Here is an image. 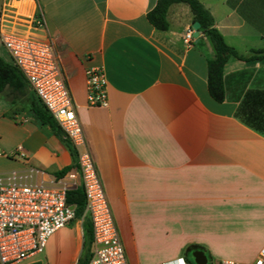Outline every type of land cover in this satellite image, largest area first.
<instances>
[{"label": "crops", "instance_id": "crops-1", "mask_svg": "<svg viewBox=\"0 0 264 264\" xmlns=\"http://www.w3.org/2000/svg\"><path fill=\"white\" fill-rule=\"evenodd\" d=\"M201 1L240 54L264 48V0ZM156 3L2 0L0 11L3 25L54 42L129 264L188 259L190 248L213 242L247 243L255 260L264 246V132L237 111L247 91L264 89V60L231 56L226 99L216 101L208 89L210 38L200 32L192 45L184 41L195 22L185 3L171 5L168 30L156 29L147 17ZM93 66L105 70L108 106L89 105ZM7 92L0 94V177L15 170L32 183L58 186L65 178L82 188L79 174L66 177L78 159L65 136L35 119L27 98L13 104ZM85 219L55 232L36 261L77 264Z\"/></svg>", "mask_w": 264, "mask_h": 264}, {"label": "built area", "instance_id": "built-area-1", "mask_svg": "<svg viewBox=\"0 0 264 264\" xmlns=\"http://www.w3.org/2000/svg\"><path fill=\"white\" fill-rule=\"evenodd\" d=\"M36 23H42L37 16ZM194 29L189 28L184 41L192 45ZM0 40L13 62L26 77L31 90L42 100L59 123L64 136L78 152V169L66 177H81L85 194L83 218H89L93 228V253L88 264H129L115 218L107 198L92 153L86 146L76 105L61 68L60 59L51 39L25 34L9 24H2ZM88 102L91 106H108V79L102 67L86 69ZM17 154L26 160L24 146ZM0 155H6L0 149ZM39 170L30 168V174ZM75 184L65 178L58 186L32 183L17 171L0 177V264H32L46 249L50 237L76 218L75 203L68 202V192ZM158 264H192L181 256ZM221 264H264V246L258 257L249 262L223 259Z\"/></svg>", "mask_w": 264, "mask_h": 264}, {"label": "trees", "instance_id": "trees-1", "mask_svg": "<svg viewBox=\"0 0 264 264\" xmlns=\"http://www.w3.org/2000/svg\"><path fill=\"white\" fill-rule=\"evenodd\" d=\"M2 0H0L1 6ZM175 3L187 4L201 26L199 31L207 35L214 47V56L208 60V89L211 96L219 102L226 99V87L224 80V66L231 56L240 59L253 61L264 60V48L252 50L250 55L240 54L234 47L230 46L223 34L216 26V21L211 11L201 0H157L156 5L148 12L147 17L150 23L158 30H168L170 23L168 12L171 5ZM7 92L8 99L13 103L24 101L27 98L30 103L32 115L42 124L49 125L56 134L64 137V132L57 120L49 112L46 105L35 94H31L30 85L12 60H6L0 56V94ZM238 116L248 125L260 132H264V89H251L247 91L240 104ZM70 143L74 158L78 159V152L72 142ZM70 167L58 173L63 176ZM68 202L75 203L76 217H83L85 211V194L83 188L73 189L68 192ZM93 253V229L89 220L85 219V242L84 249L77 264H88ZM189 260V259H188ZM32 264H42L36 261Z\"/></svg>", "mask_w": 264, "mask_h": 264}, {"label": "rangeland", "instance_id": "rangeland-1", "mask_svg": "<svg viewBox=\"0 0 264 264\" xmlns=\"http://www.w3.org/2000/svg\"><path fill=\"white\" fill-rule=\"evenodd\" d=\"M0 56L6 60L12 59L8 50L1 45V43ZM204 250H206V254L209 258L207 264H221L223 259H234L245 263L253 261L252 249L247 243L232 244L231 242H213V244L211 243L210 246ZM187 257L192 264H196L192 255L187 253Z\"/></svg>", "mask_w": 264, "mask_h": 264}, {"label": "water", "instance_id": "water-1", "mask_svg": "<svg viewBox=\"0 0 264 264\" xmlns=\"http://www.w3.org/2000/svg\"><path fill=\"white\" fill-rule=\"evenodd\" d=\"M200 26H201V24L199 21H195L193 23L194 36L196 37V39H199ZM191 249L192 248H190L189 250H191ZM193 256H194V262L196 264H207L208 263V256H207V254L203 248H199L196 251H194Z\"/></svg>", "mask_w": 264, "mask_h": 264}, {"label": "flooded vegetation", "instance_id": "flooded-vegetation-1", "mask_svg": "<svg viewBox=\"0 0 264 264\" xmlns=\"http://www.w3.org/2000/svg\"><path fill=\"white\" fill-rule=\"evenodd\" d=\"M197 249H199L198 247L197 248H192L191 250H189V254L193 256V252L196 251ZM206 252V251H205ZM194 257V256H193ZM209 259V258H208Z\"/></svg>", "mask_w": 264, "mask_h": 264}]
</instances>
